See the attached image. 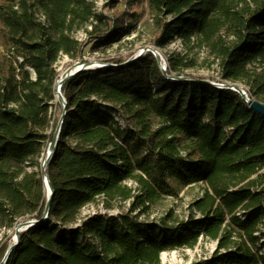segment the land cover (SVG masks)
I'll use <instances>...</instances> for the list:
<instances>
[{
	"label": "trees",
	"instance_id": "obj_1",
	"mask_svg": "<svg viewBox=\"0 0 264 264\" xmlns=\"http://www.w3.org/2000/svg\"><path fill=\"white\" fill-rule=\"evenodd\" d=\"M106 1L112 15L96 0H0V234L43 216L55 66L63 55L83 58L79 32L94 49L121 42L146 2L158 49L175 38L203 47L220 83H243L264 103V0ZM124 61L106 59L63 86L67 112L46 169L50 214L20 234L5 264H160L202 240L217 248L195 264H264V115L203 77L168 78L194 67L184 56L170 57L168 76L151 52ZM193 185L204 191L187 219L133 215ZM99 200L131 207L82 217ZM7 250L1 242L0 263Z\"/></svg>",
	"mask_w": 264,
	"mask_h": 264
},
{
	"label": "rangeland",
	"instance_id": "obj_2",
	"mask_svg": "<svg viewBox=\"0 0 264 264\" xmlns=\"http://www.w3.org/2000/svg\"><path fill=\"white\" fill-rule=\"evenodd\" d=\"M145 1V0H144ZM96 10L98 13L112 15L113 10L107 7L106 0H96ZM125 9V1H122L118 7ZM140 18L132 25L131 33L124 35L121 42L114 43L112 46L94 49L92 44L89 45V37L79 32L76 38L83 43V58L71 59L67 55H63L58 61L57 72L58 78L62 77L63 72L78 65L79 61L90 65L92 69L101 68L105 66L106 59H124V62L134 59L142 53L146 48H151L158 53L161 62L168 68V60L173 54L184 56L186 60H192L194 67L186 69L182 77L199 78L203 77L205 80L211 81L214 84L219 83V71L217 65L212 61L213 59L208 55L206 49L193 45L190 47L184 46L179 39H174L166 47L158 49L153 41L154 23L149 13L147 3L142 2L139 6ZM151 51H145V53ZM144 53V54H145ZM152 53V52H151ZM89 69V70H92ZM244 91L249 92V86L238 83ZM52 126L58 127V124L63 115V108L57 101V98L52 103ZM48 146L46 147L44 158L40 159L41 168L44 160L48 154ZM43 169V168H42ZM128 187L137 189V185L133 181L127 182ZM204 188L201 185H193L189 188L181 190L177 197H166L156 204L150 205L147 212L137 210L133 215H138L141 220L159 221L164 217H170L172 220H185L191 213V204L203 195ZM112 209H106L102 200L86 206L82 210V217L95 215L97 213L121 215L126 214L130 210V201H117L112 203ZM15 230L2 229L0 234V243L5 242L7 248L14 243ZM217 248V243L209 240H202L195 248H183L170 252H165L161 255L160 264H195L205 259L210 258Z\"/></svg>",
	"mask_w": 264,
	"mask_h": 264
},
{
	"label": "water",
	"instance_id": "obj_3",
	"mask_svg": "<svg viewBox=\"0 0 264 264\" xmlns=\"http://www.w3.org/2000/svg\"><path fill=\"white\" fill-rule=\"evenodd\" d=\"M145 51H151L157 57L159 64H160V67H161V70H162V73H164L166 76H168L166 66L163 64V62H161V59L159 58L158 53L151 48H148V49L146 48L145 50L142 51L141 54H139L138 56H136L132 60H135L138 57L142 56L145 53ZM130 61L131 60L127 61L126 63H128ZM89 69H92V67H90V65L79 61L78 65L74 66L73 68H70L63 77L56 80L57 83H56L55 94H56L57 101L62 106L64 112H63L62 118L58 124V127L55 130L53 139L49 143L48 154H47V156L44 160L43 166H42L43 173H44V184H45V188H46V192H47V203L45 206V210H44V213H43V216L41 219L26 220V221H22L16 225V227L14 228V230H15L14 243L9 247V249L7 250V252L4 256L2 263H0V264H5L8 261V259L10 258L12 252H14V250L20 244V234L22 232L28 231L29 229L35 227L36 225H38L41 222H44L48 219V216H49L50 210H51V206H52V201L54 198V189L50 183V179L46 173V169H47V166H48L49 162L51 161L52 157L54 156L55 150L57 148L58 140H59L60 133L62 130V126H63L64 120H65V115L67 112V109H66L67 108V100L62 93V88L67 81H69L70 79L75 77L80 72L85 71V70H89ZM168 78H173V79H178V80H189V81L195 80L192 78H187V77H182V76L176 77V78L172 77V76H168ZM195 81H200V80H195ZM201 82L210 83V81H208V80H204ZM211 83L213 85H215L213 82H211ZM221 85L223 88L231 89V90L239 93L254 112H256L262 116L264 115V103L263 102L250 98L249 94L246 91H244L238 85L233 86L230 84H223V83Z\"/></svg>",
	"mask_w": 264,
	"mask_h": 264
},
{
	"label": "built area",
	"instance_id": "obj_4",
	"mask_svg": "<svg viewBox=\"0 0 264 264\" xmlns=\"http://www.w3.org/2000/svg\"><path fill=\"white\" fill-rule=\"evenodd\" d=\"M83 57H84V56H83ZM221 84H222V83H220V84H219V83H217V84H215L214 86H216L217 88H219V89H220V88H223Z\"/></svg>",
	"mask_w": 264,
	"mask_h": 264
},
{
	"label": "bare ground",
	"instance_id": "obj_5",
	"mask_svg": "<svg viewBox=\"0 0 264 264\" xmlns=\"http://www.w3.org/2000/svg\"><path fill=\"white\" fill-rule=\"evenodd\" d=\"M67 73V71L63 72L62 77Z\"/></svg>",
	"mask_w": 264,
	"mask_h": 264
}]
</instances>
